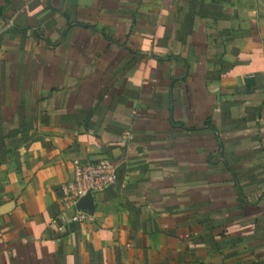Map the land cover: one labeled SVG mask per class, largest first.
<instances>
[{"label":"crops","instance_id":"crops-1","mask_svg":"<svg viewBox=\"0 0 264 264\" xmlns=\"http://www.w3.org/2000/svg\"><path fill=\"white\" fill-rule=\"evenodd\" d=\"M0 264H264V0H0Z\"/></svg>","mask_w":264,"mask_h":264},{"label":"built area","instance_id":"built-area-1","mask_svg":"<svg viewBox=\"0 0 264 264\" xmlns=\"http://www.w3.org/2000/svg\"><path fill=\"white\" fill-rule=\"evenodd\" d=\"M116 173V166L108 158L75 161L73 180L64 188V203L67 207L74 208L76 213L68 218L67 222H88L92 215L79 210L78 204L88 194L94 198L114 185Z\"/></svg>","mask_w":264,"mask_h":264},{"label":"water","instance_id":"water-1","mask_svg":"<svg viewBox=\"0 0 264 264\" xmlns=\"http://www.w3.org/2000/svg\"><path fill=\"white\" fill-rule=\"evenodd\" d=\"M78 209L81 211H87L90 214H94L95 205L93 196L91 194H88L85 198H83L78 204Z\"/></svg>","mask_w":264,"mask_h":264}]
</instances>
